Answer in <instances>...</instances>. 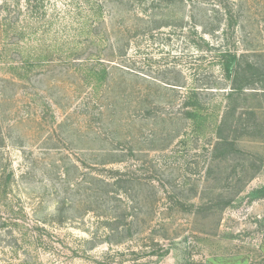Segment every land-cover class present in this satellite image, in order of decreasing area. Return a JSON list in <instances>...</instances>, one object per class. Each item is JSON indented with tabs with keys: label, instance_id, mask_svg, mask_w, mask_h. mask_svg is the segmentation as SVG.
<instances>
[{
	"label": "rangeland",
	"instance_id": "1",
	"mask_svg": "<svg viewBox=\"0 0 264 264\" xmlns=\"http://www.w3.org/2000/svg\"><path fill=\"white\" fill-rule=\"evenodd\" d=\"M155 1L0 0V264H264V96L217 159L181 108L221 48L264 71V0Z\"/></svg>",
	"mask_w": 264,
	"mask_h": 264
},
{
	"label": "trees",
	"instance_id": "2",
	"mask_svg": "<svg viewBox=\"0 0 264 264\" xmlns=\"http://www.w3.org/2000/svg\"><path fill=\"white\" fill-rule=\"evenodd\" d=\"M165 0H156L153 6H158L159 3ZM219 12V10L217 11ZM228 10L223 12L227 15ZM230 25V24H229ZM220 25L212 27L209 31L211 33L219 30ZM230 27V26H229ZM98 45V44H97ZM202 40L199 42L198 47L203 48ZM89 50V49H86ZM85 50V51H86ZM103 48L97 47L95 51L89 52L86 59H83L78 65L86 67L92 74H97L99 78L109 77L111 75V64L113 59H105L102 57ZM74 54V52H73ZM81 53H77V55ZM75 56V55H74ZM248 54L245 52L240 53L237 49L221 48L218 50L217 59L218 65L221 70V77L214 78L211 81L205 83L206 86L193 87L188 90L186 95L182 98L181 108L184 111L186 117L194 123L197 119L198 111L201 108L208 107L213 108L211 111H220V122L215 128V144L212 149V155L215 159L227 156L228 153L236 152L235 139L230 137L233 131L238 130V123H241L243 114L249 113L250 118L256 121V113L253 107L246 108L242 106L241 100L244 95H251L254 98L263 95L264 96V71L262 67L253 60H247ZM74 60V58H73ZM167 86L157 84L158 87L168 89L176 92L178 88L173 85L183 87L181 84H174L171 82L163 81ZM204 88L210 89V94H204ZM218 97L224 101V104H219L220 100L215 103H211V99ZM245 110L241 113V110ZM249 109V110H248ZM255 124V122H254ZM235 126V127H234ZM247 128H244V130Z\"/></svg>",
	"mask_w": 264,
	"mask_h": 264
}]
</instances>
